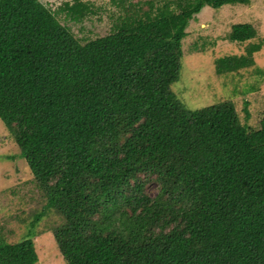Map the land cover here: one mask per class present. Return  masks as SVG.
<instances>
[{
  "label": "trees",
  "instance_id": "trees-1",
  "mask_svg": "<svg viewBox=\"0 0 264 264\" xmlns=\"http://www.w3.org/2000/svg\"><path fill=\"white\" fill-rule=\"evenodd\" d=\"M249 2L120 0L110 32L82 42L57 14L79 22L93 3L0 0V120L65 218L67 264H264V115L251 129L230 101L187 110L170 89L190 20ZM37 262L31 238L0 240V264Z\"/></svg>",
  "mask_w": 264,
  "mask_h": 264
},
{
  "label": "rangeland",
  "instance_id": "rangeland-1",
  "mask_svg": "<svg viewBox=\"0 0 264 264\" xmlns=\"http://www.w3.org/2000/svg\"><path fill=\"white\" fill-rule=\"evenodd\" d=\"M41 1L56 10L69 0ZM83 1L93 3L95 13L82 21L69 20L63 11L57 14L82 42L109 33L116 18L123 13L118 5L120 0ZM138 1L140 7L147 8L143 3L147 0H124V4L131 8L129 4ZM235 24H251L255 29L254 36L239 39L235 35L230 39ZM185 33L177 79L170 84L180 105L194 111L230 101L240 122L258 129L264 115V0H250L247 5L227 4L220 8L204 6L190 20ZM252 45L259 47L249 54L247 50ZM233 56L245 57V62L252 59V63L237 66V58L233 63L224 60ZM221 59L226 65L220 63ZM228 66L233 68L224 69ZM142 177L143 191L154 196L157 184ZM64 222L63 215L47 206L44 192L0 120V240L14 243L29 237L34 241L38 256L36 264H67L53 233L54 228Z\"/></svg>",
  "mask_w": 264,
  "mask_h": 264
}]
</instances>
